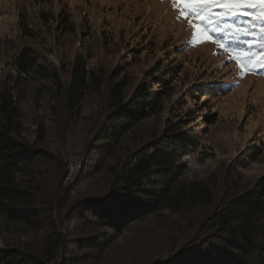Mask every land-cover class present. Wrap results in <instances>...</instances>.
Masks as SVG:
<instances>
[{
	"label": "rangeland",
	"instance_id": "obj_1",
	"mask_svg": "<svg viewBox=\"0 0 264 264\" xmlns=\"http://www.w3.org/2000/svg\"><path fill=\"white\" fill-rule=\"evenodd\" d=\"M178 15L172 0H0V90L9 91L21 108L27 138H36L39 125L46 128L41 146L51 156L41 179L46 200L53 204L47 216L68 240L93 232L77 216L65 220L79 197L102 179L81 178L71 191L66 188L80 178L88 145L111 111L108 88L113 83L127 85L126 98L139 86L166 87L167 94L159 98L162 112L139 123L128 143L180 133L184 180L216 183L215 203L148 216L101 251L69 243L72 264H167L182 246L210 232L215 215L253 191L264 176V70L242 73L232 54L211 40L193 45V29ZM209 33L222 41L221 34ZM25 48L36 57V67L19 74L15 61ZM77 58L97 75L100 86L88 90L80 116H71L59 90ZM68 163L77 167L66 182ZM62 174L61 187L54 190ZM39 235L0 216V246H39ZM261 261L264 252L250 256V264Z\"/></svg>",
	"mask_w": 264,
	"mask_h": 264
},
{
	"label": "trees",
	"instance_id": "obj_2",
	"mask_svg": "<svg viewBox=\"0 0 264 264\" xmlns=\"http://www.w3.org/2000/svg\"><path fill=\"white\" fill-rule=\"evenodd\" d=\"M226 23L251 26L253 33L239 41H228L229 48L249 53L262 51L264 33L259 31L260 23L250 16ZM220 38L225 41L224 34ZM245 41L253 46L249 48ZM15 64L19 74H26L35 69L36 57L25 48ZM261 70L264 67L256 71ZM94 85L100 86L97 75L87 69L83 59L77 58L69 81L59 90L71 116H80L81 104ZM126 86L124 82L109 86L111 111L88 145L80 178L66 188L71 191L81 178L102 179L92 192L79 197L65 220L72 222V216H77L93 232L82 239L69 240L53 217L47 216L52 214L53 204L46 200L41 179L42 168L51 156L41 146L46 128L39 125L36 138H27L21 108L9 91L0 90V216L26 233L42 234L39 246L5 242L0 246V264H72L69 243L101 251L148 216L179 214L215 203V182L184 180L183 150L178 147L180 133L170 131L164 139L128 143L139 123L162 112L161 96L167 94V88L156 91L143 85L126 98ZM93 154H97L96 159ZM63 174L54 190L61 187ZM47 203L52 205L50 209L45 207ZM214 218L210 232L182 246L177 256L166 263L250 264L253 253L264 252V176L253 191L231 200Z\"/></svg>",
	"mask_w": 264,
	"mask_h": 264
},
{
	"label": "snow or ice",
	"instance_id": "obj_3",
	"mask_svg": "<svg viewBox=\"0 0 264 264\" xmlns=\"http://www.w3.org/2000/svg\"><path fill=\"white\" fill-rule=\"evenodd\" d=\"M172 6L179 13L177 19L186 20L193 29L191 40L193 45L211 40L226 53L232 54L231 58L240 66L242 73L247 71L254 74L258 68L264 67V45L261 46L260 53L231 49L227 45L228 41H239L243 37L253 35L250 31L251 26L244 27L225 22L250 16L261 24L259 31L264 33V0H172ZM249 10H253L255 15ZM204 25H207V28ZM209 29L212 33L224 34L225 41L213 39ZM245 43L249 48L253 46L251 42ZM216 87L218 86H210Z\"/></svg>",
	"mask_w": 264,
	"mask_h": 264
},
{
	"label": "built area",
	"instance_id": "obj_4",
	"mask_svg": "<svg viewBox=\"0 0 264 264\" xmlns=\"http://www.w3.org/2000/svg\"><path fill=\"white\" fill-rule=\"evenodd\" d=\"M77 163H68V174L66 177V182L71 180L73 172L76 171Z\"/></svg>",
	"mask_w": 264,
	"mask_h": 264
}]
</instances>
